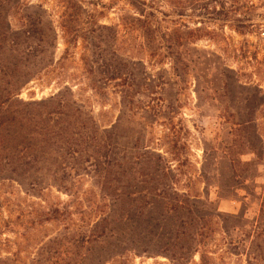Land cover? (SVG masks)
Segmentation results:
<instances>
[{"label":"trees","instance_id":"trees-1","mask_svg":"<svg viewBox=\"0 0 264 264\" xmlns=\"http://www.w3.org/2000/svg\"><path fill=\"white\" fill-rule=\"evenodd\" d=\"M165 1L175 4L177 15L184 17V3ZM130 4L134 15L124 26L141 33L152 50L151 57L158 50L167 52L175 84L181 87L195 71V87L200 86L204 94L214 81L227 79L229 70L210 69L205 59L194 55L196 51L191 47L199 29L189 30L178 21H168L166 14L159 19V11L145 2ZM16 8L15 29L5 24L0 13V180L16 181L34 197L50 189L68 194L74 210L70 204L49 210L46 221L61 224L65 232L49 244L78 245L85 251L83 260L93 246L103 249L101 256L114 261L144 243L158 245L172 264H194L193 255L200 253L208 238L205 219L221 215L210 202L208 192L205 191L206 198H201L177 189L180 169L184 167L180 156L186 144L173 132L171 121L177 114L179 99L166 98L170 82L161 72L149 73L141 61L119 54L117 28L72 22L63 16L59 22L65 46L62 60L78 56L82 83L101 101L117 98L118 116L110 125L101 126L69 87L47 98L24 101L20 99L22 89L54 62L59 34L45 11L32 12L21 0ZM165 22L172 27L164 26ZM236 22V30L246 28L240 20ZM214 93L220 96L219 91ZM245 107L249 108L248 103ZM163 125L169 132L160 144L157 131ZM160 146H165L166 151L161 153ZM247 149L249 154L255 152L253 145ZM241 166L252 167L253 162L232 161L229 167L235 176L217 188L230 193L231 199L241 202L244 209L250 200L237 194L246 188V181L236 175L237 171L243 173ZM203 173L206 190L208 182ZM84 179L98 190V197L88 198L81 193L79 185ZM218 198L231 200L222 193ZM239 227H234L233 233ZM253 229L255 238L251 243L247 245L237 232L229 238L230 245L234 249L246 248L249 262L264 264V225L259 223ZM127 233L129 238L124 242L121 238ZM97 258L100 263L101 257ZM200 260H204L203 255ZM8 262L0 260V264Z\"/></svg>","mask_w":264,"mask_h":264},{"label":"rangeland","instance_id":"rangeland-1","mask_svg":"<svg viewBox=\"0 0 264 264\" xmlns=\"http://www.w3.org/2000/svg\"><path fill=\"white\" fill-rule=\"evenodd\" d=\"M21 1L32 12L43 10L47 13V19L54 22L58 31L59 44L54 62L51 66L46 65L22 89L20 99L40 100L69 87L75 98L94 113L101 126L113 123L119 110L117 98L111 96L101 101L90 92L82 83L78 56L62 60L65 46L59 22L64 16V19L72 22L117 28L119 54L128 60L141 61L151 74L161 72L171 84L167 88L166 98L179 99L177 114L171 122L175 137L184 139L186 148L180 156V163L184 167L180 169L177 189L201 198H206L205 191L208 192L210 202L215 204L221 215L205 219L208 238L200 253L193 255V263L253 264V261L249 262L248 250L234 249L229 238L238 232L248 245L255 238L253 228L259 223L264 225V210L261 211V198L264 196V0H175L186 6L183 18L177 15L175 4L165 0ZM132 1L145 2L159 11V19H164L166 14L168 21H178L188 26L189 30L199 29L197 41L191 47L196 51L194 55L205 59L210 69L229 70L225 74L227 79L214 81L207 87L211 90L204 94L200 86L195 87V71L190 72V77H186L187 83L181 84V87L175 84L173 66L167 52L158 50L154 54L156 56L151 57L152 50L141 33L124 26L134 15L130 4ZM17 2L0 0L1 18L12 29L18 27ZM237 20L246 28L236 30ZM168 24L172 27L168 22L164 26ZM62 74L66 76L62 77ZM69 75L75 80L67 78ZM179 88L181 91H178ZM214 91H219L220 96ZM246 103L249 108L245 107ZM168 132L165 125L158 128L160 144ZM250 145L255 147V152L249 154L247 148ZM158 149L161 153L166 151L165 146ZM232 161H241L242 164L253 162L252 167L241 166L243 173L236 172L241 180L246 181V188L237 192L239 197L250 200L244 209L241 202L231 199L230 193L217 188V185L229 183L235 176L229 167ZM202 165L205 166L208 182L206 190L201 176ZM79 188L88 198L99 196L98 190L92 187L88 179L82 180ZM218 193L231 200H219ZM72 200L68 194L56 189L45 190L34 197L27 194L18 182L0 180V260L8 259V264H172L154 244L141 243L138 249L124 252L123 257L114 261L101 256L103 249L98 246H93L87 259L83 260L82 253L85 254V251L78 245H50L51 239L65 232L61 224L46 221L49 210L70 204ZM70 206L74 210L73 205ZM232 216L239 220L232 219ZM234 227L239 228L233 233ZM129 234L121 240L126 242ZM65 251L68 253L63 254ZM200 255L204 256L203 261ZM98 256L101 257L100 263Z\"/></svg>","mask_w":264,"mask_h":264}]
</instances>
